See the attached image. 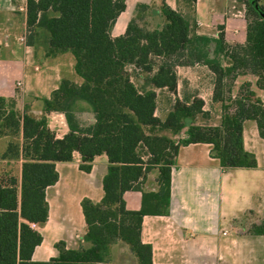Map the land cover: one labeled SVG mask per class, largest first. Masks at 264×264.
Returning <instances> with one entry per match:
<instances>
[{"label": "trees", "instance_id": "1", "mask_svg": "<svg viewBox=\"0 0 264 264\" xmlns=\"http://www.w3.org/2000/svg\"><path fill=\"white\" fill-rule=\"evenodd\" d=\"M185 1L191 7L195 2ZM243 2L246 38L229 45L221 28L216 38L197 34L192 18L164 2L159 6L161 22L151 18V6L137 4L124 33L112 36L125 0H25L27 43L44 35L46 56L72 53L73 70L81 81L62 77L49 97L41 98L39 115L28 104L19 112L13 100L0 97V135L22 137L20 145L8 143L7 154L23 158L18 182L13 175L0 177V264H110V247L117 241L128 246L136 264H153L151 245L140 239L142 217L168 212L170 172L180 145L211 143V155L224 167L256 165L254 153L243 147L242 127L244 119L254 120L264 139V103L249 81L241 84L233 101L240 114L230 112L223 96L226 81L245 73L254 75L255 86L264 90V18L254 5L264 10V3ZM195 62L207 65L214 75L219 125L195 122L206 115L196 95L175 98L163 116L155 114L157 90L174 92L175 67ZM79 102L87 104L88 122L76 114L84 109ZM52 110L62 112L67 121L68 132L62 137L47 126L45 114ZM183 129L178 141L159 133L170 130L175 135ZM73 152L85 172L96 155H106L103 195L98 201L80 200L86 224L83 244L66 248L59 240L55 256L33 260L42 235L31 223L47 219L46 188L58 179L55 161L70 160ZM155 167L156 189L143 190L147 173ZM126 190L141 192L139 208L125 206ZM254 231L264 234V220Z\"/></svg>", "mask_w": 264, "mask_h": 264}, {"label": "crops", "instance_id": "2", "mask_svg": "<svg viewBox=\"0 0 264 264\" xmlns=\"http://www.w3.org/2000/svg\"><path fill=\"white\" fill-rule=\"evenodd\" d=\"M2 1L1 15L11 7V1ZM162 2L192 18L197 34L216 38L221 28L227 44L245 41L247 20L243 0H195L192 7L185 0H125V8L116 17L111 35L124 33L137 4L151 6V18L155 23L161 22L159 6ZM16 14L20 23L13 45L6 24L9 20L2 24L3 29L0 25V97L13 100L14 108L19 112L28 104L30 110L39 115L42 113L41 98L49 97L63 77L61 55L67 52L46 56L44 35L34 36L31 43H19L17 36L26 29L25 11L20 10ZM212 50L213 45L210 46ZM39 62H43V69ZM73 64L68 58L69 73L74 71ZM175 73V91L161 89L166 93V99L172 102L175 98L182 100L189 96L191 99L196 95L203 100L204 111L219 106V120L205 123L219 125L221 103L213 99L214 75L207 65L200 62L177 65ZM69 78L81 81L79 76ZM17 80L21 81L20 86L15 85ZM158 95L157 90L156 103ZM259 98L264 103V96ZM207 102L208 108L205 107ZM79 104L86 109V103ZM84 109L76 113L81 121ZM157 109L155 114L163 116L165 111L160 115ZM45 115L47 126L55 137L68 132L62 112L52 110ZM242 138L244 149L255 155L256 165L253 167H224L211 155V143L192 142L179 146L170 172L168 212L142 217L140 239L151 245L153 264L264 263V234L254 231V226L264 217V139L259 136L254 120L243 121ZM11 141L20 145L21 133L15 137L0 135V177L13 175L18 182L23 158L20 154L15 157L7 154V145ZM80 162L77 152H73L70 160L55 161L58 179L46 188L47 219L33 227L42 235L41 242L34 248L33 260H48L55 256L54 244L59 240L64 241L66 248H76L84 243L86 224L80 200L83 197L100 200L103 195L102 177L108 161L104 153L96 155L88 172L79 168ZM11 165L15 166L13 170H9ZM156 176L155 167L147 173L142 189L154 191ZM140 196L138 190L124 191L125 206L139 208ZM110 264H136V259L126 244L117 241L110 247Z\"/></svg>", "mask_w": 264, "mask_h": 264}, {"label": "rangeland", "instance_id": "3", "mask_svg": "<svg viewBox=\"0 0 264 264\" xmlns=\"http://www.w3.org/2000/svg\"><path fill=\"white\" fill-rule=\"evenodd\" d=\"M3 1H5V0H3ZM8 1H9V3L11 1V7L7 11L3 12L2 15L0 13V17H1L0 20L3 19V21L1 22L0 25L2 26V29H3L4 27H3L2 24L6 20H9V21L6 22V24H7V28H9V33H10L9 34L10 35L9 40H10L11 44L13 45L14 44V39H15L14 35L17 32V28H18V25L20 23V17L16 13L20 12L19 7L23 5L24 0H7V2ZM262 2L264 3V0H262ZM9 18H11V21H10ZM10 22H11V24H10ZM149 24H151V23H149ZM5 27H6V25H5ZM2 29L0 31H2ZM61 58H62V63L64 64V68H62L61 75L63 77L73 76V77L78 78V75H76V73H74V71L73 72L71 71L69 73L68 70H67L68 58H69L70 62H74V57H73L72 53L67 51L66 54L61 55ZM39 65H41V69H43V67H44L43 62H41V63L39 62ZM65 65H66V67H65ZM133 79L135 80L136 78H133ZM247 79H249L251 81H249ZM245 81H249L250 82L251 89H253V88L255 89V91H254L255 95H257L258 97H261L262 95L264 96V91L257 89L256 86H255V76L254 75L249 74V73L240 74V75H238L235 78L234 81H232V83L226 81V83L224 85V88H223V90H224L223 96L225 97V102L227 104L231 105L230 108H229L230 112H236V113H239V114L242 112V110H240L237 106H235L233 101L236 98L238 92L240 91L241 84H243ZM136 82H139V80L136 81ZM228 87H229V90H228ZM158 94H159L158 95V99L159 100H158V103H157V108H158L157 109V114L161 115V113H163L165 111V109L166 110L168 109L171 101L166 99V93L164 91L159 90ZM205 107L208 108V102H207ZM210 110L211 111H209V109H207V111H205V112L208 113L205 116H198V118L195 120V122H197V123H215V122H217L219 120V117L217 116V114L220 113L219 112V106H217V109H210ZM82 111H83V109H82ZM84 112L85 113L82 115L83 116L82 117L83 122H88L89 121L88 118L90 116V112L88 111L87 108L84 109ZM244 121H245V119H244ZM159 133H162V134H165L167 136H170L173 140L178 141L181 138V136L184 134V129L181 130V132H179L178 134H175V135L172 134V132L170 130H162ZM146 157L147 156L144 155V158H146ZM14 167H15L14 165L9 166V170H13ZM72 173H74V172H72ZM263 220H264V217L260 220V222H262Z\"/></svg>", "mask_w": 264, "mask_h": 264}, {"label": "built area", "instance_id": "4", "mask_svg": "<svg viewBox=\"0 0 264 264\" xmlns=\"http://www.w3.org/2000/svg\"><path fill=\"white\" fill-rule=\"evenodd\" d=\"M20 10H23L25 11V5L23 4L22 6L19 7ZM27 34H28V30L27 28L17 36V41L21 44H25L26 43V40H27ZM15 85L16 86H20L21 85V81L20 80H17L15 82ZM31 226L34 227L35 226V223H31Z\"/></svg>", "mask_w": 264, "mask_h": 264}, {"label": "water", "instance_id": "5", "mask_svg": "<svg viewBox=\"0 0 264 264\" xmlns=\"http://www.w3.org/2000/svg\"><path fill=\"white\" fill-rule=\"evenodd\" d=\"M253 2V0H250ZM256 9L258 10V12L260 13V15L264 18V10L262 8L259 7V5L257 3H254Z\"/></svg>", "mask_w": 264, "mask_h": 264}]
</instances>
